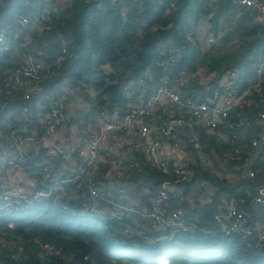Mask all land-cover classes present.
Listing matches in <instances>:
<instances>
[{"label":"trees","instance_id":"obj_1","mask_svg":"<svg viewBox=\"0 0 264 264\" xmlns=\"http://www.w3.org/2000/svg\"><path fill=\"white\" fill-rule=\"evenodd\" d=\"M69 1V5L47 8L54 0H0V32L4 30L0 42V147L4 146L3 137L11 138L12 132L31 136L33 123L23 120L30 113L37 131L34 139L43 136L42 115L52 104H66L64 99L48 98L62 81L79 87L84 99L91 101L92 110L99 111L94 116L83 117L85 127L94 123L102 110L121 114L134 100L146 102L165 85L164 78L169 88L177 87L182 102L212 101L220 79L233 72L237 74L239 88L245 89L247 72L264 60V24L254 20L255 11L250 7L238 8L232 0ZM42 14L45 19L36 22ZM20 16L38 24L34 27L36 31L20 30ZM199 16L207 19L208 33L220 41V46L201 58L197 33L188 30L194 27ZM222 22L226 23L221 25ZM221 30L226 32L219 39ZM234 40L238 42L237 50L219 57L217 53ZM30 68L36 76L29 77L33 90L26 93L25 72ZM14 72L18 78L12 77ZM263 100L264 80L250 92V105L234 109L227 122L219 126L220 135L197 126L190 115L167 100L158 111L164 108L165 114L155 118L156 124L178 121L173 135L187 145L183 148L187 156L184 159L190 157L188 136H193L202 150L216 159L212 169L204 170L191 161L175 163L167 158H163L165 166L161 168L145 152L135 149L136 137L132 138L133 144L122 147L118 153L101 150L105 158L99 161L96 170L86 179H80L79 186L69 184L59 200L52 196L32 204L29 209L12 210L10 214L0 212V264H118L123 261L126 264H264V241L257 244L256 231L247 242L220 234L211 221L213 204L194 207L188 197L191 188L204 183L203 189L212 192L211 198L219 194L245 198L243 187L253 189L264 179L261 170L256 178H248L232 169L244 163L249 151L260 154V147L253 148L251 141L259 139L262 124L257 114L264 108ZM12 110L14 116L6 117L5 113ZM19 114L24 115L22 119ZM132 127L136 132L137 124ZM174 138L167 139V143L173 145ZM45 155L46 150H40L29 159V165L34 166ZM111 160H120V169L106 177V172L113 171ZM254 162L252 168L264 160ZM184 164L187 166L182 167ZM1 165L0 161V168ZM224 171L235 175L226 179L217 173ZM87 179L97 184L113 181L120 190L125 185H134L136 190L147 191L149 197L158 195L164 186L170 206L191 218L194 232H154L155 229L146 225L141 229L142 220L137 213L130 219L110 221L104 209L97 214L89 210L82 212V202L96 201L104 206L99 198L89 196ZM171 187L179 188L180 193ZM112 193L117 201L123 200L118 191ZM128 203L139 212L138 204L131 200ZM238 207L249 216L252 229L259 222L264 231V212L258 206L247 200ZM149 208L150 205L144 209L149 211ZM37 217H41L39 221ZM125 224L133 228L131 237L122 233ZM138 231L151 237L161 235L162 239L145 244Z\"/></svg>","mask_w":264,"mask_h":264},{"label":"built area","instance_id":"obj_2","mask_svg":"<svg viewBox=\"0 0 264 264\" xmlns=\"http://www.w3.org/2000/svg\"><path fill=\"white\" fill-rule=\"evenodd\" d=\"M69 2V0H54V2L48 3L46 7H54V5L57 4L69 5ZM232 2L238 8L250 7L255 11V16L258 21L264 24V0H232ZM44 19L45 16L42 14L40 17L38 16L36 22H41ZM19 22L20 30L36 31L34 27L38 24L30 22L27 17L20 16ZM3 31L0 32L1 43L4 38ZM27 40L28 38H25L24 42H27ZM207 42L212 46L215 44L213 37H208ZM259 67H264V60L260 62L257 68ZM37 68H39V66H37ZM31 71L32 68H30V71L25 72V76L28 77V81L25 84V87L27 88L26 93L29 90H33L29 79L30 76H33ZM12 77L18 78L19 75L14 72ZM236 77V72H233L230 76H224L221 78L218 87L213 90V100L201 103H196L192 100L182 102L179 94L176 92L177 87L169 88L166 85L168 80L167 78H164L163 83L165 85L152 93L146 102L134 100V102L126 105V111L124 113L119 114L118 111H115V116L118 117L117 120H108L106 119V116L104 117L103 113L100 112L96 116L93 125L90 126V124H87L84 127L85 133L90 132L93 134V137L82 146L73 150L61 148L56 144L58 132L66 123V112L65 106L62 105L61 102L52 104L47 113L43 114L41 118L45 130L43 136L34 139V137H23L16 132H12L11 139L20 148L31 143H48L53 149V154L44 156L42 160L35 163L34 166L29 165L30 155L23 151H20L16 155H5L0 157V161L2 162L0 168L1 171L7 168L12 169V167L17 168L15 170L28 168L31 172L32 178L36 176L42 177V181L40 182L41 187L36 185L37 187L31 193H27L26 196H19V194L15 192H6L4 185H2L3 190L0 195V212H3V214H10L12 210H15L16 212L20 209H29L32 204L41 202L52 196L55 200H59L60 197H63L64 194H66L69 184H76L80 179H86L94 170H96L99 161L105 158V154L103 155L101 150L113 151V148L106 147L108 144L107 142L112 140V133L126 131H129L130 134L133 133L136 136L137 141L135 142V149L145 152L146 156L152 160L154 164L164 168V157H161L162 148L168 145L166 141L167 139L174 138V126L178 125L179 122L165 120L163 125H157L155 118H160L165 114L164 108L158 112L160 107L166 103L167 100H171L176 103L179 108L183 109L185 114L190 115L197 126L206 129L208 133L220 135L218 130L219 126L227 122L229 114L234 109L242 107L243 105H250V92L252 89H257L259 87V84H257L255 87L247 86L245 89H240ZM15 83L17 85V82ZM25 98L27 99L28 95H25ZM148 117L149 120L147 119ZM257 118L259 123L262 124V126H260L261 132L259 134V139H252L251 145L253 148L259 146L261 149L260 154H254L249 151L248 155L245 157L244 163L240 167H232V169L239 171L242 176H247L248 178H256L259 170H261L260 173L264 176V163L257 164L258 168L257 166L254 168L251 167L254 160H264V108L257 114ZM134 124H137L138 126L136 132L133 131L132 126ZM91 129H93V131H91ZM172 141L173 145H169L173 150L177 149L183 152V148L187 147V145H185L181 139H178L177 136ZM131 144H133L132 141L126 144L124 142L122 147H127ZM188 144L191 149L190 151H187V155L190 156L189 161H191L192 164L198 165L204 170H209L214 167V161L216 159L202 150L201 145L196 138L188 136ZM125 154L127 155V153ZM70 156H75L80 160L75 169H58V167L54 166V162L57 161L58 157L67 159ZM122 158H124V156H122L120 160ZM120 160L118 162L115 160L110 161L113 166V171L106 172V177H109L112 172L119 171ZM184 166H187V164L182 165V167ZM217 173L219 176H223L226 179L235 175L227 171ZM87 180L89 196L91 198H99L104 206L98 205L96 201H93L92 204L82 202V212L89 210L97 214L102 213L104 209L105 214L110 221L130 219L137 213L142 220V223L140 224L141 229L142 226L146 225L149 226L150 229H155L154 232H161V230L170 231L172 233L194 232L195 225L193 222L189 221L191 218L184 217L181 210L174 209L170 206L169 197L164 191L167 188L164 186H161L162 189L158 195L151 198V208H149V211L141 208L139 212H137L128 203L124 189L120 190L115 182L107 181V183L97 184L90 182L89 179ZM0 183H2L1 179ZM79 185L80 184L78 183L77 186ZM205 186L204 183H199L191 188L188 195L190 198L189 202L190 204L193 203L192 206L196 204L202 207L213 204L214 209L211 214V221L220 234L228 237H237V240L240 242H247L249 238H252L253 231H256L257 244L264 241L263 225L256 222L253 224L252 229L249 216L238 207L239 203H244L249 200L251 205L258 206L260 210L264 212V179L261 182H257L256 187L253 189L251 187H243L246 197L244 198L241 196L239 199H236V196L228 198L227 196L220 194L216 198H211L212 192L204 190L203 188ZM171 189L180 193V190L177 187H171ZM113 191L121 193L120 197H122L123 200L117 201L113 196ZM193 196L195 197V200L193 199ZM180 199L182 198L180 197ZM139 222V220L136 221L137 224ZM122 233L127 237H131L133 228L125 224L123 225ZM138 236L143 239L142 242L145 244H153L162 239L161 235L151 237L150 235H143L141 231H138Z\"/></svg>","mask_w":264,"mask_h":264},{"label":"crops","instance_id":"obj_3","mask_svg":"<svg viewBox=\"0 0 264 264\" xmlns=\"http://www.w3.org/2000/svg\"><path fill=\"white\" fill-rule=\"evenodd\" d=\"M255 21L256 18L254 19ZM204 26H199V28H196V32L199 34V37L202 38L205 35V32L203 29H209L208 22L203 23ZM197 37L198 42L200 43V47H202L201 50H204L207 48V43L204 39H200ZM260 75L262 76L260 79L256 78L255 82L251 80L252 75ZM247 78V84L248 87H255L257 84H259L262 80H264V67L260 68H253V70H249L246 74ZM49 100L57 98V99H64L66 100L65 104V112H66V123L65 125L59 130L58 137L56 138V144L61 148H66L68 150H73L75 148H78L79 146H82L86 142L89 141L93 137V134L90 132L85 133L84 127H83V117L85 116H94L96 112L94 111L93 105L90 102H87V100L84 99L83 93L77 94V87L74 86L70 82L62 81L59 84H57L53 91L50 93V96L48 97ZM143 101V100H142ZM141 102V101H140ZM38 106V105H37ZM107 109L102 110L103 116H106V119L108 120H117L118 117L115 116V110L114 111H108ZM21 119L24 115L19 114ZM6 117H12L14 116V110H12L11 113L6 114ZM23 120L26 123H33V133L31 132L30 137H34L36 128L35 123L33 120V114L30 113L23 117ZM93 125V123H88ZM26 131V129L24 128ZM93 131V129H91ZM136 137L134 134H130L129 131L121 132V133H112L111 138L112 140L110 142H107L108 144L106 147L113 148L112 152L118 153V151H122L123 143L125 142H131L132 138ZM1 138V133H0ZM5 141L4 146L0 147V151L3 155H16L20 151L26 152L30 155V158L34 154H37L40 150L44 149L46 150V155L53 154V149L50 147L48 143H31L26 146H22L21 148L16 145L12 139L8 136L3 137ZM5 147L7 149L5 150ZM45 155V156H46ZM2 157V156H1ZM161 157L167 158L169 160H173L175 163H182L189 161L190 159L187 158L186 160L184 157H187L184 155V152L172 149L171 146L168 144L165 147L162 148ZM30 162V160H29ZM80 160L79 158L75 156H70L67 159H62L60 157L57 158V161L54 162V166L62 169H75L77 165L79 164ZM32 168V167H30ZM1 171V170H0ZM2 172V174H1ZM0 172V177L2 178V184L5 185V189H10L11 192L15 193H31L37 186L41 185L40 182L42 181L41 176H36L32 178L31 172L28 168H22V170H12L10 168H7ZM122 185V184H121ZM123 184L122 186H124ZM124 189L125 197L127 200L134 201L136 204L139 205L140 209L145 208L151 204V198L148 196L147 191H143V189L136 190L134 188V185H125L122 187ZM139 193H141V196L139 197Z\"/></svg>","mask_w":264,"mask_h":264},{"label":"rangeland","instance_id":"obj_4","mask_svg":"<svg viewBox=\"0 0 264 264\" xmlns=\"http://www.w3.org/2000/svg\"><path fill=\"white\" fill-rule=\"evenodd\" d=\"M256 20L258 21L257 18H256ZM204 21H205V23L208 22L206 18H204V17H202V16H199V17L196 19V22L194 23V24H195L194 27H190L191 29H188V30H191L190 32H194V31H196V28H199L200 25H201V26H204V25H203ZM190 23H192V21H190V22L188 23V25H189ZM225 23H226V22H222L221 25H223V24H225ZM186 28H188V27L186 26ZM203 31L205 32V35H204V36H205L206 43H207V38H208V37H213V38H214V35H213L212 33H208L207 29H203ZM224 32H226V31L221 30L220 33L217 35V36L219 37V39L223 36ZM196 33H197V32H196ZM196 36H197L198 38H200L198 33H197ZM204 36H203L202 38H200V39H204ZM193 39H195V38H193ZM214 41H215V44H214L213 46L207 43V48H205L204 50H201V51H200V58L203 57V56H205V55H207V54L210 53V52H213V50H214L216 47L220 46V41H219L218 39L214 38ZM233 43H234L235 45H234ZM230 45L233 46V47H231ZM201 48H202V47H201ZM237 48H238V42H236V41L234 40V41L230 42V43L228 44V46L225 47L223 50H221L220 52H218L217 55H218L219 57H223V56L227 55L228 53H230L231 51H236ZM251 67H253V66H251ZM258 69H259V68H258ZM261 77H262V76H260V75L257 76V75H254V74H253V75L251 76V80L253 81L252 83L255 82V79H256V78L260 79ZM77 94H80V95H81V92L79 91V87L77 88ZM6 149H7V147H5V150H6ZM0 152H1V151H0ZM0 156L3 157V156H5V155H3L2 153H0ZM10 167H12V166H10ZM12 169L15 170V169H17V168H13V167H12ZM19 170H20V169H19ZM21 170H22V169H21ZM1 174H2V172H1ZM0 179H2V178H0ZM4 186H5V185H4ZM8 191H10V189H7V188H6V192H8ZM10 192H11V191H10ZM11 193H14V192H11ZM21 195L26 196L27 193H19V196H21ZM40 218H41V217H37L36 220L39 221ZM118 264H126V262L123 261L122 263H118Z\"/></svg>","mask_w":264,"mask_h":264}]
</instances>
